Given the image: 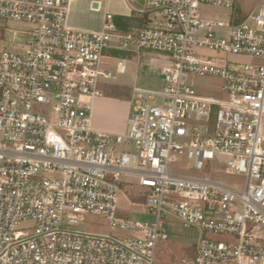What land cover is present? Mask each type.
Instances as JSON below:
<instances>
[{
	"label": "built area",
	"instance_id": "2783aa9c",
	"mask_svg": "<svg viewBox=\"0 0 264 264\" xmlns=\"http://www.w3.org/2000/svg\"><path fill=\"white\" fill-rule=\"evenodd\" d=\"M68 1L0 0V22L27 23L6 35L12 48L0 47V264H156L168 214L229 238L202 237L191 264H264V5L224 20L201 18L200 5L233 8L235 0H142L140 13L160 17L121 31L109 12L98 30L70 26ZM114 50L170 61L160 70L162 103L137 94L123 134L91 123L99 82L125 69L122 56L114 71L104 66ZM189 74L219 77L222 96L198 94ZM122 143L137 154H116ZM172 154L195 170L224 156L245 187L170 172ZM122 175L137 178L154 221L116 218ZM95 213L132 236L74 229Z\"/></svg>",
	"mask_w": 264,
	"mask_h": 264
},
{
	"label": "rangeland",
	"instance_id": "374dc122",
	"mask_svg": "<svg viewBox=\"0 0 264 264\" xmlns=\"http://www.w3.org/2000/svg\"><path fill=\"white\" fill-rule=\"evenodd\" d=\"M264 5V0H235L233 8H225L219 5L203 4L199 7L201 18L215 17L228 20L232 14L234 17H243L256 8ZM238 19V20H239ZM70 26H78L75 16L69 14L67 17ZM95 21L102 26L103 18H96ZM27 23L22 21L6 20L0 22V47L12 48L6 35H10L14 30H25ZM220 38L227 37L226 30L216 32ZM116 41L112 39L110 43ZM201 55H214L215 52L200 48L197 49ZM220 55L225 57L224 53ZM125 58V69L123 72L115 74L114 79L101 80L98 89L101 95L93 100L91 120L92 126L107 130L113 133L123 134L126 130V119L132 110V103L140 94L151 104H161L162 99L157 93L161 89L162 67L168 66L170 61L167 55L155 51L139 50L126 52L122 55ZM103 58L104 66L112 71L115 70V56ZM242 61H255L250 57H245ZM257 62H260L256 60ZM188 84L192 86L198 94L212 97L222 96V80L214 75L189 74ZM152 97H149V96ZM46 112V109H43ZM98 126V127H97ZM264 132V122L262 124ZM115 153L123 151L137 154L134 144L122 143L115 146ZM168 171L187 175L191 177H207L228 186L238 189L245 187L247 178L236 173L226 162V157L214 154L211 159H203V168L195 170L192 162L182 155H171L167 166ZM43 177L60 178L57 171H45ZM118 189L116 202V218L128 222L141 221L151 222L155 220V214L150 212L144 203L143 188L137 183V178L131 175H122ZM253 181V180H252ZM162 227L167 234V238L159 243L154 251V261L156 264H191L196 253V246L202 237H210L216 240H227V236L202 232L194 226H184L180 218L168 214L162 222ZM86 233L109 235L118 239H125L132 236L130 231L122 230L111 226L110 220L100 213L85 214L80 217L79 224L74 227Z\"/></svg>",
	"mask_w": 264,
	"mask_h": 264
},
{
	"label": "crops",
	"instance_id": "0c3cea01",
	"mask_svg": "<svg viewBox=\"0 0 264 264\" xmlns=\"http://www.w3.org/2000/svg\"><path fill=\"white\" fill-rule=\"evenodd\" d=\"M95 4V6H93ZM144 5L142 0H69L68 15L72 14L78 20L77 25L82 26L79 29L98 30L101 25L95 21L96 18H104L106 12H109L115 18H127V26L121 25L126 31L132 28H140L146 24H152L159 14L155 12L140 13ZM68 22V20H67ZM75 27V26H73ZM78 28V27H75ZM124 53L128 51L121 50ZM133 53V52H131ZM112 56H115L112 53ZM122 56V55H121ZM123 57V56H122ZM92 123V120H91ZM94 127V126H93ZM98 127V126H97ZM95 129L110 132L107 130Z\"/></svg>",
	"mask_w": 264,
	"mask_h": 264
},
{
	"label": "trees",
	"instance_id": "16d2710c",
	"mask_svg": "<svg viewBox=\"0 0 264 264\" xmlns=\"http://www.w3.org/2000/svg\"><path fill=\"white\" fill-rule=\"evenodd\" d=\"M113 21L116 24L118 30H125V28H123L121 25L125 24V26H127V23H126L127 18H115V19H113ZM113 53L116 56H121L124 54V52L121 50H114Z\"/></svg>",
	"mask_w": 264,
	"mask_h": 264
},
{
	"label": "water",
	"instance_id": "95a60500",
	"mask_svg": "<svg viewBox=\"0 0 264 264\" xmlns=\"http://www.w3.org/2000/svg\"><path fill=\"white\" fill-rule=\"evenodd\" d=\"M93 6H95V4H93Z\"/></svg>",
	"mask_w": 264,
	"mask_h": 264
}]
</instances>
